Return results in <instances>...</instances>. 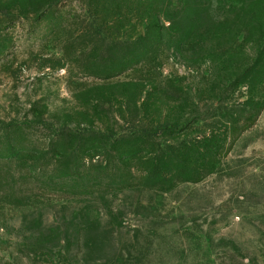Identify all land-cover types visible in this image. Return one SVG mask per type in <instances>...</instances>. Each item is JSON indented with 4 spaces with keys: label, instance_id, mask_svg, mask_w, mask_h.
Here are the masks:
<instances>
[{
    "label": "rangeland",
    "instance_id": "obj_1",
    "mask_svg": "<svg viewBox=\"0 0 264 264\" xmlns=\"http://www.w3.org/2000/svg\"><path fill=\"white\" fill-rule=\"evenodd\" d=\"M0 264H264V0H0Z\"/></svg>",
    "mask_w": 264,
    "mask_h": 264
},
{
    "label": "trees",
    "instance_id": "obj_2",
    "mask_svg": "<svg viewBox=\"0 0 264 264\" xmlns=\"http://www.w3.org/2000/svg\"><path fill=\"white\" fill-rule=\"evenodd\" d=\"M247 126H251V125H247ZM166 130H175L176 129V127H174V126H166V127H164ZM244 128V127H243ZM248 128V127H247ZM243 130V129H242ZM140 132V134H141V136L142 137H144V138H150V136L152 137L153 136V134L155 133V132H157V131H150V130H142V131H139ZM93 133H94V131H93ZM95 134V135H94ZM93 134V138H91V139H94V140H99V141H101V142H112V140H113V135L112 134H109V133H105V132H103V131H95V133ZM232 134H234V135H236V129H233V131H232ZM85 136V135H84ZM85 138V137H84ZM172 164H174V163H172ZM175 165H168V167L166 168V170H169V169H171L172 167H174ZM105 169H109V167L108 166H106L105 167ZM137 170H139L140 171V173H146V172H148L149 173V170L147 171L144 167H137ZM203 174H205V173H203L202 171H199V172H197L196 173V176H198V177H195L196 179H188V181H191V180H195V181H198V180H201L203 177L202 176H204Z\"/></svg>",
    "mask_w": 264,
    "mask_h": 264
}]
</instances>
